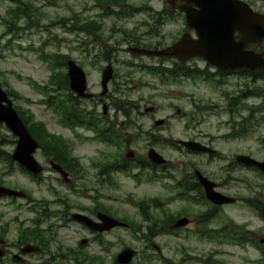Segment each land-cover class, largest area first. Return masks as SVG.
Returning <instances> with one entry per match:
<instances>
[{
    "label": "rangeland",
    "instance_id": "374dc122",
    "mask_svg": "<svg viewBox=\"0 0 264 264\" xmlns=\"http://www.w3.org/2000/svg\"><path fill=\"white\" fill-rule=\"evenodd\" d=\"M21 1L32 8L33 25L28 27L27 18L21 17L14 22L17 26L23 27L17 29L16 33H11L7 31V25L2 21V18H9L7 10L9 7L16 6V2L0 0V82L28 98L27 101L15 99L13 103L30 111L34 120L43 122L48 132L57 136L63 145H66L64 143L66 140L67 147L72 154L80 157L83 170L87 173L85 176L87 175L89 178L87 186L96 188L91 196H95L97 204L104 210H108L110 214L126 220L132 225L129 230L128 228H116L104 234L101 238L104 244L103 249L99 247L100 243L94 242L86 248H80L79 253L82 254H77L87 257L86 264H116L114 262L116 254L126 246L138 251L145 249L155 252L154 248L149 245L150 241L141 238L139 230L135 233L137 225H140L141 230H144L152 221L144 219L134 203H142L150 214L154 216L156 214L159 222L164 212L173 215L185 208L200 211L201 207L197 204L188 205V202L182 200H166V198H173L177 190L170 192L162 174H159L160 177L155 182L152 176L149 177L151 172H146V170L141 171L137 182L123 172L119 175L113 174L112 186H108L106 183L102 184L100 177L95 174L98 172L96 163L91 164V162L103 159L100 156L104 153L119 156L120 149L113 146L103 147L89 140L75 138L72 136V130L61 126L58 123L57 115L43 102H40L41 94L38 91V86L49 84V76L52 73L51 62L47 57L49 56L50 60L56 62L55 74L58 77H63L66 74V66L63 62L66 59L74 60L86 73L89 91L95 93L101 89L102 68L107 62L111 63L113 78L120 83H123L121 80L126 82L124 90L118 96L124 106L129 109L130 122L132 120L134 122L131 128L123 129L126 138L124 146L128 144L136 154L140 155L145 154L147 145L155 144L151 134L160 133L162 136L167 138L170 136L172 139L191 136L202 140L220 138L224 132L228 131V128L222 124L228 119L226 113V106L230 98L228 96L241 94L248 87L255 88L254 92H257L258 89L264 90V84L260 85L262 82L259 81L252 83L249 79H244L243 75L218 76L215 68L200 58L190 59L186 63H177L173 59L136 56L128 52V45H138L132 43L135 40L133 38L142 40L140 43L142 45L138 46L151 49L171 45L179 38L184 28L183 16L180 15H176L174 20L166 22L156 32L152 30L149 13L165 8L163 0H122L115 5L117 8L112 7V9L118 10L119 15L107 10L104 5L100 6L96 0ZM257 7L259 11L263 12L264 0H258ZM89 21H93V23L87 25V30L83 29V26ZM8 39H10L9 42ZM157 44L158 46H156ZM55 54L60 56L58 60H61V63L55 60L57 59ZM42 55L47 59L42 58ZM156 66L173 71H176L178 67L188 69V74L180 73L175 78H226V81L223 86L217 88L201 81L198 84H193L190 79H177L176 83L168 81L164 85H160L157 78L161 77L149 69ZM198 72L200 75H197ZM166 73V75L163 74V78H173L169 77L168 71ZM58 93L62 92L58 91ZM239 102L240 108H245L247 105L259 106L263 103L259 96H251L244 101L241 99ZM85 104L95 105L93 102ZM148 107H155L156 112H144V109ZM98 109L100 110L101 106H98ZM177 111L179 112L177 113ZM111 112L114 111L111 110ZM119 118L122 120L121 116ZM156 119L166 120V124L161 130H158V127L156 131L152 130V124ZM260 131L264 133L263 129ZM127 134H130L129 140H127ZM257 135L258 132H253L252 135L233 142L226 141V139H223L224 141L222 139L214 140V145L221 150L223 157L213 159L209 164L205 163L206 159L203 156L188 155L184 151L175 150L167 143V145L157 143L160 144L159 146L163 145L157 149H161L160 153L167 159L176 162L180 159L182 165L190 160L198 163L203 171L213 172L219 176L216 181L231 178V182L225 181L229 183L224 187L227 193L236 194L242 198L249 197L255 206H260L264 202V176L254 174L241 167L230 172L222 171V167L229 162L230 156L237 153L238 150L242 153H252L253 156L259 158L264 157V145L254 141ZM11 139L13 137L10 131L0 124V152L3 155L12 152L14 144L11 143ZM99 151H102V155L97 154ZM34 155L40 164L47 166V169L50 168L44 157L40 159L41 154ZM96 155H98L97 158ZM132 159L134 160V157ZM128 161H131V158ZM12 166L13 164L11 168ZM8 167V164L0 162L1 184L26 191L33 201L31 205H34L30 206L25 199L0 196V224H9L8 240H15L16 229L25 223L34 224V220L38 219L39 213L44 210L46 217H40L41 228L45 229L48 238L50 235L54 236L48 248L50 250L47 257L48 264H75L73 254L76 253L69 252V257H65V255L68 256V249L77 248L76 240L80 237L79 235H83V232L78 234L79 230L75 224H66L60 220L62 218L60 196L69 198L68 202L71 204L92 206L90 203H94V201L85 198H80L77 201L71 193L66 192L69 194L67 196L60 192H53V189H58L57 186L51 189L46 180L42 181L40 185L35 184L26 178L17 167L11 169V172H8ZM179 171L181 170L177 168L176 175L178 177L181 176ZM47 176H50L48 171H46L44 179H47ZM154 197H156V210L152 202ZM129 201H132L133 205ZM159 201H163L161 205L158 204ZM32 207L37 209L36 212L30 209ZM247 207L240 205L230 213L236 221L246 223L249 229L256 230L258 234L264 236L262 217L258 216L257 211L246 209ZM160 228L157 227L156 232ZM152 242L159 246V255L167 261L176 260L179 250L184 251L193 247V252H201L212 248L209 243L197 242L194 239L186 241L181 237L176 239L165 232L157 234ZM151 259L155 263H149L138 255L131 264H142L141 262L167 264L165 259L161 263L156 262L154 258ZM79 261L81 262V260Z\"/></svg>",
    "mask_w": 264,
    "mask_h": 264
},
{
    "label": "flooded vegetation",
    "instance_id": "af4514ba",
    "mask_svg": "<svg viewBox=\"0 0 264 264\" xmlns=\"http://www.w3.org/2000/svg\"><path fill=\"white\" fill-rule=\"evenodd\" d=\"M11 1L15 3L20 0ZM243 1L249 4L253 9L258 10V0ZM176 2L180 3V0H177ZM149 14L152 21V30H155L156 32V30L162 27L166 22L174 20L177 12L176 10L169 8L167 11L163 9L154 10ZM179 15L183 16L184 20V14L181 13ZM184 31L185 30L183 29V32ZM191 33L195 34L194 31ZM141 42V39H136L135 44L142 45L140 44ZM129 46L134 45H128V47ZM156 46H158V44ZM141 47L148 48L145 46ZM58 62L60 63V60H58ZM215 70L218 76H240V74H244V79H249L252 83H255V81L262 82L260 85L264 84V78H256L255 74H252L253 71H242L238 69L228 71H220L218 69ZM64 77L65 78H57L58 82L60 81V84L59 86H56V88L62 93L64 91L70 90L69 78H66V76ZM177 79H190L193 84H198L199 81L206 82L214 88L223 86L226 81V78H157V81L160 85H164L168 81H173L176 83ZM121 82L123 83L116 81L115 78H110L107 83V88L103 91L100 78V91L97 93L91 92L92 95L88 98L80 97L70 90L69 92H71L70 97L72 103L68 98L63 102L62 105L68 106L69 109H72L71 111L73 121H71L69 118H66L62 112L61 119L64 123L61 124V126L72 130V136L75 138L89 140L103 147L113 146L120 149L119 156L105 153L102 155V151H99L97 154L102 155L100 158L103 159L96 160V162H91V164L96 163L95 166L98 172H95V174L100 177L102 184L106 183L108 186H112L111 181L114 180L113 174L115 173V175H119L123 172H125L124 174L131 176L137 182L139 181L141 171L144 172L146 170V172H151L149 177L152 176L153 181L155 182L156 179H159V174H162L166 187L170 192L175 191V189L177 190V192L174 193L175 196H173V198H166V200H182L184 202H188V205L197 204L201 207L200 211H193L189 208H185L186 210L183 209L182 211L173 213V215L171 214L172 219L170 222L166 224L164 228H160L159 231L156 232V228L160 227H156V214L155 216L150 214L142 203H134V206L137 207L141 216L144 219H149L152 221L146 226L144 230H141L140 225H138V229L140 231L138 232L140 233L142 239L145 241H150V247L154 248L155 250V252H150L142 249L138 251L137 256L140 255V257L145 258L149 263H155L151 258H154L156 259V262L161 263V261L165 258L163 256L161 257L159 252H156V244L152 242V239H154L157 234L165 232L176 239L179 237L185 239L186 241L194 239L197 242L209 243L212 246V248L202 250L201 252H193V247L184 251L179 250L180 252L178 253L179 255L177 256L176 260L167 261L165 259L167 264H264V236L258 234L256 230L249 229L246 223H239L236 221L230 213L235 207L237 208L240 205H246L248 206L246 209L257 211L258 216L260 215L264 222V202L260 206H255L252 199L249 197L242 198L236 194H229L225 191L224 187L225 185L229 184L225 181L231 182V178L228 180L221 179L220 181H216L219 176L213 172L203 171L198 163H194L192 160H190L186 164L182 165V161L180 159L178 162L167 159L160 153L161 149H157V147L163 146H159L160 144H169L175 150L184 151L188 155H201L206 159L205 163L209 164L211 160L223 157L221 150L214 145V140L216 139H226V141L233 142L242 137L252 135L253 132H258V135L254 138V141L257 144L264 145V133L260 131L262 129L264 130V90L258 89L257 92H254L253 90L255 88L253 89L252 87H248L241 94L236 96H228L230 97L226 106L228 119L227 122L222 123L228 128V131L221 135L222 138L220 136V138H215L214 140H202L197 139L196 136H191L186 138L172 139L170 136L167 138L162 136L160 133H156V135L151 134L150 136L154 137L153 141H155L156 147L155 144H149L145 149V154L140 155L136 154V152L131 149L128 144L124 146L126 138L124 136L123 129L131 128L134 122L133 120L130 122L128 107L124 106L123 102L121 103L122 105H120L121 100H119L120 97L118 95H120V92L124 90V84L126 83L125 80H121ZM86 91L90 92L88 89V83ZM251 96L261 97L263 102L261 103L262 105H247L245 108H240V102L238 103V101L241 99L244 101L246 98ZM11 98L12 100L16 99L14 95H12ZM107 99H109L108 102H105ZM114 101L116 103H114ZM86 102H93L95 105L88 106L85 104ZM98 106H101L100 110L98 109ZM111 110L114 112L112 113ZM153 111L156 112L155 107L149 111H147L146 108L144 109V112L147 113ZM178 112L179 111H177V113ZM119 116L122 117V120L119 118ZM157 120L158 119L154 120L152 124V130L156 131L157 127L158 130H161L166 124L165 119H162L161 123L159 124H156L155 121ZM258 127L260 128L256 130ZM129 138L130 134H127V140H129ZM184 141L200 143L201 145L208 147L209 150H196L188 148L182 144ZM11 143L14 144V146L17 144L16 137L11 139ZM64 143L66 144V148L64 149V152L59 155V161L54 160L52 157L44 154L43 149L39 144L34 154H41L40 159L41 157H44L46 163L48 165L50 164L51 167L47 169L48 167L44 166V171L39 174H34L29 171L25 173L27 174L26 178L35 184L40 185L42 181L46 180L47 185L50 186L51 189L52 187L57 186L58 189H53V192H60L67 196H69V194H66V192L71 193L77 201H79L80 198L94 201V203H90L92 206H85L78 203L71 204V202H68V200L70 201L69 198L61 195V201L59 202L61 205L60 214L62 216L60 220L66 224H75L79 230L78 234L83 232V235H79L80 237L76 240L77 248L74 250L68 249V256L65 254L64 255L65 257H69V252H72V254L74 252L76 253L73 254L75 264H86L85 260L87 257H81V255H79L82 254L79 253L80 248H86L91 243L99 242V247L103 249L104 244L102 243L101 238L104 234H107L116 228H128L129 230L131 229L132 225L126 220L115 217L114 215L110 214L108 210H104V208L97 204L95 196H91V194L96 191V188L87 186L89 178H87V175L85 176L87 173L83 170L84 168L81 164L80 157L74 156L72 154L69 147H67L66 140ZM150 149H154L156 152H158L164 157L165 161L161 163L152 162L148 155ZM238 151L237 153L232 154L230 156L229 162L222 167L223 172L234 171L235 168L241 167L250 170V172L254 174H260L264 176V172L260 171L256 166L241 162L237 159V156L246 155L261 162L264 161V157L259 158L253 156L252 153H242ZM95 157L97 158L98 155ZM133 157L134 160L132 159ZM130 158L131 161H128ZM135 168L136 170H134ZM177 168L181 170L179 171L181 175L179 177L176 175ZM46 171H48L50 176H47V179H44ZM201 176L210 183V187L208 184L206 186L202 182L200 178ZM210 188L216 194H220L229 198L230 201L223 203H216L212 201L206 195V191L211 192ZM25 200L28 201L29 204L33 202L27 192ZM163 201H159L158 204L161 205V202ZM129 202L133 205L132 201ZM152 202L156 210V197L152 199ZM73 213H78L91 219L94 223H96L94 224L95 228H99L100 226L104 227V223L100 218V214H105L109 217L119 219V221H122L126 225L124 227L116 226L109 230L99 231L98 229H92L82 219L74 218L72 216ZM182 218L185 219V224L177 227L174 226L176 222ZM37 221L38 219L34 220V224L25 223L18 227L16 229V239L13 241H9L7 238L9 224H0V248L5 250V255L0 258V264H48L47 257L50 251L48 248L52 239L50 240L48 238V234L46 233L45 229L41 228V225L37 226ZM132 234L134 235V233ZM27 244L32 245L36 249L29 252H22V249ZM134 259L135 257L127 264H131ZM79 260H81V262ZM114 262L116 263L115 260ZM141 263L146 264L143 262Z\"/></svg>",
    "mask_w": 264,
    "mask_h": 264
},
{
    "label": "water",
    "instance_id": "95a60500",
    "mask_svg": "<svg viewBox=\"0 0 264 264\" xmlns=\"http://www.w3.org/2000/svg\"><path fill=\"white\" fill-rule=\"evenodd\" d=\"M171 7L176 6L185 13L186 27L194 29L197 38H192L189 32H185L181 37L171 45L160 49H148L144 47L131 46L128 50L136 55L176 58L185 62L191 57H201L208 64L213 65L220 71L245 68L249 70L264 68V13L250 8L248 4L240 0H165ZM235 33L238 34L236 39ZM248 44L258 45L260 50L247 49ZM67 75L69 78L70 89L82 97H90L92 94L85 92L86 76L80 66L73 60L67 61ZM112 77V68L108 64L102 71L103 91L106 89V83ZM148 108L147 110H151ZM0 121L18 136L17 146L12 154V158L25 166L28 170L38 173L42 167L35 160L32 153L37 146V142L28 133L23 122L13 109L12 103L7 93L0 87ZM161 120L156 121V124ZM186 147L196 150H209L205 146L196 142H183ZM149 158L152 162L161 163L164 158L154 149L149 150ZM237 159L243 163L256 165L264 172V161L258 162L246 155H239ZM202 182L210 187V183L200 177ZM211 192L206 191L209 199L216 203L230 201L229 198L216 194L210 188ZM0 193L8 195L22 196L23 192L8 189L0 186ZM74 218L82 219L91 228H95L91 219L78 213L72 215ZM264 216V209H263ZM104 227L95 228L98 230L110 229L114 226L125 224L100 214ZM185 224V219H179L174 226ZM32 245L27 244L22 252L35 250ZM156 249L159 248L156 246ZM4 251L0 248V257ZM137 254L136 250L131 248L122 249L117 255V261L121 264L128 263L133 256Z\"/></svg>",
    "mask_w": 264,
    "mask_h": 264
},
{
    "label": "trees",
    "instance_id": "16d2710c",
    "mask_svg": "<svg viewBox=\"0 0 264 264\" xmlns=\"http://www.w3.org/2000/svg\"><path fill=\"white\" fill-rule=\"evenodd\" d=\"M100 5H104L105 7L110 5H116L120 2V0H96ZM32 8L28 5H25L24 2L18 1L17 5L13 8H10L8 10V16L9 18L6 19L7 24V30L11 31L14 28L15 20L19 19L20 17H26L28 22V27L33 25L32 19H31V10ZM92 22H87L83 29L87 30L88 26ZM19 27H16L15 29H18ZM89 33V32H87ZM132 39V37H131ZM135 40L134 43H136V38H133ZM151 71H153L156 75H159L161 78H163V74L166 75V71H168L169 77H177L180 73L188 74L187 69H183L182 67H178L176 71H173L172 69H165L161 66H156L153 68H149ZM252 74H255L257 78H264V70H257L255 72H252ZM57 78H62L61 76L58 77L57 74H53L50 77L49 86L43 88L41 91L44 93L46 98L44 99V102L48 106H52L54 109H56L59 113L60 110L64 113L66 118H69L72 120V109H69L68 106L62 105L64 101H66L68 98L71 101V92L64 91L62 94L58 93L56 86H59L60 81L58 82ZM65 78V77H64ZM60 89V87H59ZM9 92V91H8ZM11 95H14L16 98H21L17 93L15 92H9ZM116 101V100H115ZM114 101V103H116ZM122 103V100L120 102V105ZM17 111L23 122L28 126L30 133L32 136L40 143L41 148L43 149L44 154L52 157L54 160L59 161V155L64 152V149L66 148V145L63 146L61 141L58 139L57 136L50 134L43 122L35 121L33 114L26 110L21 109L19 106H16ZM172 219V215L170 213L164 212L162 218L159 219L156 218V227H164L166 224L170 222ZM138 229V228H137Z\"/></svg>",
    "mask_w": 264,
    "mask_h": 264
}]
</instances>
